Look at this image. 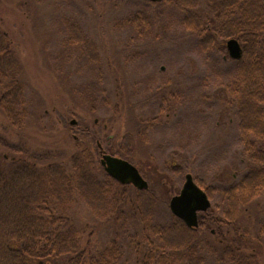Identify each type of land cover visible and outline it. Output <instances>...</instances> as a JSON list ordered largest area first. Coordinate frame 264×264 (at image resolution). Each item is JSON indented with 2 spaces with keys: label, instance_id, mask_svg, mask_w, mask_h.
Listing matches in <instances>:
<instances>
[{
  "label": "rangeland",
  "instance_id": "obj_1",
  "mask_svg": "<svg viewBox=\"0 0 264 264\" xmlns=\"http://www.w3.org/2000/svg\"><path fill=\"white\" fill-rule=\"evenodd\" d=\"M187 6L149 0H0V23L21 59L28 107L22 125L12 124L0 109V132L8 143L29 151L22 152L28 158L68 169L82 144L94 154L100 175L103 154L125 153L155 193L154 214L162 224L177 218L169 205L187 173L212 187V206L220 205L221 187L254 166L242 159L236 106L226 91L237 60L230 57L227 40L218 45L221 51L199 52L202 38L186 29L183 19L205 6ZM138 11L149 23L136 31L129 18ZM72 23L92 41L97 61L81 53L87 44L69 43ZM134 188L122 198L124 212L113 218L100 219L84 203L67 208L83 228L84 246L101 251L137 222L130 217L129 203L138 194ZM240 213L238 226L256 235L264 196ZM188 237L178 228L170 242ZM136 247L135 237L125 240L123 264H137ZM205 264L217 263L209 255Z\"/></svg>",
  "mask_w": 264,
  "mask_h": 264
},
{
  "label": "trees",
  "instance_id": "obj_2",
  "mask_svg": "<svg viewBox=\"0 0 264 264\" xmlns=\"http://www.w3.org/2000/svg\"><path fill=\"white\" fill-rule=\"evenodd\" d=\"M201 1L150 2H176L183 8L186 4H204L202 12L188 11L183 19L185 28L202 38L201 54L221 51L218 45L229 38L241 42L243 56L236 61V70L230 71L226 91L229 103L236 106L242 159L252 161L254 166L221 187L220 205L200 212L197 228H189L178 217L160 223L154 214L153 190L134 188L138 194L137 201L129 203L130 217L138 223L94 253L89 243L83 245V228L67 208L84 203L100 219L113 218L124 212L122 198L126 199L132 185L121 184L105 169L100 175L94 154L82 144L72 155L68 169L53 160L44 165L42 158H28L22 154L27 153L24 147L8 143L0 132V264H49L52 258L61 260V264H123L125 240L131 236L137 241V264H205L209 255L217 264H264V218L256 235L238 226L241 208L264 196V0ZM129 20L136 31L149 23V17L141 11ZM67 30L69 43L87 44L81 53L97 61L92 41L81 27L72 23ZM23 75L11 34L0 23V109L15 125H22L28 114ZM118 153L125 157V153ZM196 182L213 197L212 187L200 179ZM178 228L189 237L174 244L170 237ZM211 228L216 231L211 232Z\"/></svg>",
  "mask_w": 264,
  "mask_h": 264
},
{
  "label": "water",
  "instance_id": "obj_3",
  "mask_svg": "<svg viewBox=\"0 0 264 264\" xmlns=\"http://www.w3.org/2000/svg\"><path fill=\"white\" fill-rule=\"evenodd\" d=\"M150 1L160 2L164 0ZM226 46L231 58L235 60L242 58L243 47L237 38H229ZM101 164L105 171L121 184H131L140 190L149 188L148 181L128 159L105 153L101 158ZM211 205L212 202L206 190L195 181L191 173H187L180 193L172 197L169 206L172 213L183 220L189 228H197L199 226V212L207 211Z\"/></svg>",
  "mask_w": 264,
  "mask_h": 264
}]
</instances>
